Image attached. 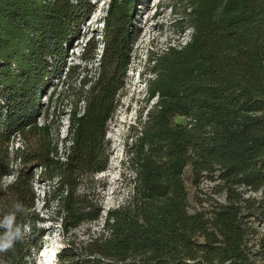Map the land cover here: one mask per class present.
I'll use <instances>...</instances> for the list:
<instances>
[{
	"label": "trees",
	"instance_id": "16d2710c",
	"mask_svg": "<svg viewBox=\"0 0 264 264\" xmlns=\"http://www.w3.org/2000/svg\"><path fill=\"white\" fill-rule=\"evenodd\" d=\"M135 1L110 0L100 54L87 42L79 56L97 62L89 76L67 58L94 10L91 0H0V215L19 201L26 213L18 221L27 226L15 251L0 254L3 264H31L44 236L34 212L35 171L57 193L63 230L101 219L77 191L106 165V131L131 63ZM186 8L188 42L153 58L146 83L157 102L138 121L131 194L106 212L80 252L65 245L59 264H264V235L257 251L249 245L257 235L254 200L240 191H264V0H187ZM72 81L78 87L61 157L50 122L37 119L54 82L68 89ZM16 139L21 147L13 149ZM186 167L194 183L215 179L225 193L208 218L188 212Z\"/></svg>",
	"mask_w": 264,
	"mask_h": 264
},
{
	"label": "rangeland",
	"instance_id": "374dc122",
	"mask_svg": "<svg viewBox=\"0 0 264 264\" xmlns=\"http://www.w3.org/2000/svg\"><path fill=\"white\" fill-rule=\"evenodd\" d=\"M94 10L87 21L80 27V34L68 51L67 64H80L86 67L89 76H94L97 62L84 64L79 59L87 42L97 44L96 54L101 50L102 22L110 0H91ZM187 0H136L131 17V63L125 74L123 88L117 97V109L108 123L105 148L106 165L101 173L91 175L83 180L77 193H85L87 201L99 210L101 219L97 222H84L77 228L63 230L60 226L61 214H58L57 193L51 185L37 180L34 172L33 189L36 197L34 212L40 219L38 228L43 229L44 236L39 249L32 256L31 264H59L56 253L65 245L80 252L82 246L91 237L96 236L108 210L122 205L131 194L130 180L133 174L128 169L129 153L133 151L138 121H144L147 114L157 102L149 98L147 80L154 76L150 72L153 58L163 55L169 47H178L188 42L192 29L189 26L186 8ZM50 87L42 103L43 114L37 119L42 125L50 122L54 143L57 144L59 156H63V138L66 136L67 116L73 105L77 82L57 84ZM52 103L48 104L49 97ZM48 104V106H47ZM47 106V107H46ZM174 123L183 124L184 118L175 117ZM21 147V141L13 142V149ZM183 180L187 191L188 212L201 213L208 218L217 204L225 203V193L218 188L217 180L202 177L197 183L191 178L190 168L186 167ZM13 181V176L3 180V184ZM243 198L253 199L256 209L250 219L257 235L249 238V245L259 249L260 236L264 235V191L251 192L240 189ZM201 239H199L200 241Z\"/></svg>",
	"mask_w": 264,
	"mask_h": 264
},
{
	"label": "clouds",
	"instance_id": "9594fccd",
	"mask_svg": "<svg viewBox=\"0 0 264 264\" xmlns=\"http://www.w3.org/2000/svg\"><path fill=\"white\" fill-rule=\"evenodd\" d=\"M25 213L24 204L17 201L12 205L11 211L0 215V254L14 252L16 245L24 240L27 226L18 221V215ZM0 264H3V261H0Z\"/></svg>",
	"mask_w": 264,
	"mask_h": 264
}]
</instances>
